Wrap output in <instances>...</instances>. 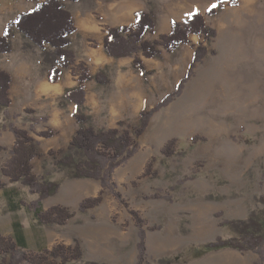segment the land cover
I'll use <instances>...</instances> for the list:
<instances>
[{
	"label": "rangeland",
	"instance_id": "rangeland-1",
	"mask_svg": "<svg viewBox=\"0 0 264 264\" xmlns=\"http://www.w3.org/2000/svg\"><path fill=\"white\" fill-rule=\"evenodd\" d=\"M99 1L105 4L110 0H64V4L76 17L77 7H91ZM175 1L150 0L147 6L158 15L163 5L171 7ZM222 8L219 3L216 14L205 16L217 32L207 44L209 52L194 64L191 76L172 99L153 112L145 132L138 138V148L114 169L111 188L105 190V209H111L113 222L125 231L131 245H136L133 264L138 262L140 229L145 232V255L138 264H204L205 244L218 235L233 234L228 225L220 224L222 221L243 219L254 207L263 206L259 199L264 197V25L258 30L249 24L244 26L246 17L242 12L229 25V12ZM258 36L262 40L255 41ZM193 37L194 43L190 40L172 52H163L159 58L137 53L146 66L151 67L156 61L155 69H162L150 78L155 88L147 78H141V86L151 87L149 96H155L147 100L143 109L152 108L174 92L192 61L193 44L203 39ZM96 46L95 38L84 41L78 34L70 45L76 56ZM12 48L10 69L22 65L21 69L46 72L53 63L51 47L42 49L18 31L12 38ZM15 55L25 59L15 61ZM132 59L133 56L126 57L121 64L117 60L103 70L110 77L115 69L134 70ZM77 62H82L89 73L98 70L89 69L86 62L76 57L75 65L62 69L68 78L73 76L72 80L82 70ZM95 83L92 79L87 85ZM24 100L14 99L9 109L13 123H26V117L32 114L17 111ZM79 111L83 113L84 108ZM125 122V126H131L138 120ZM38 123L43 124L42 117L36 119L34 126L40 127ZM171 139L173 150L170 147L172 152L164 153ZM60 156L46 153L36 162L34 172L59 182L74 178L72 168L57 164ZM9 158L6 153L2 161ZM3 180L6 187L0 190V219L7 216V195H11L26 206L13 210L15 214L10 216L14 215L13 219L21 225L32 227L29 221L37 195L21 182L12 183L6 176Z\"/></svg>",
	"mask_w": 264,
	"mask_h": 264
},
{
	"label": "crops",
	"instance_id": "crops-1",
	"mask_svg": "<svg viewBox=\"0 0 264 264\" xmlns=\"http://www.w3.org/2000/svg\"><path fill=\"white\" fill-rule=\"evenodd\" d=\"M38 1L41 0H0V35L3 34L5 26L10 21L14 20L19 13L33 9ZM212 3H221L222 9L227 8L229 25L235 21L236 14L241 15V12L246 17L244 26L249 24L258 30L264 25V0H233V2L231 0H223V2L222 0H176L171 7L167 4L163 5L158 15L154 12L155 30L152 33L147 32L145 38L154 40L150 39L149 35L159 37L160 34L168 33L172 20H182L187 13L197 8L200 12L205 13ZM143 10H148L145 0H110L105 4L99 1L91 7L88 5L77 7L76 17L74 12L70 11L76 28L70 35L71 41L77 34L84 41L91 38L97 40L95 48H89L84 55H75L77 59L86 62L89 69H98L97 71H99L107 65L114 64L117 60H121L118 62L121 64L126 57H131L117 58L105 52L103 47L105 29L133 24L136 13ZM96 15L99 17L98 19ZM248 20L249 23H247ZM193 36L195 34L189 35L192 43L195 42ZM261 38L258 36L255 41L262 40ZM196 45L193 44L191 59ZM13 52L12 48L8 53H0V68L8 71L12 76L9 89L11 103L0 118V146L6 148L1 152V157L6 153L11 156L10 150L16 140L11 125L28 130L38 141V147L43 157L50 149L58 150L67 147L78 128L74 113L82 107L84 108L83 113L90 116L91 124L96 128L115 127L121 120H138L140 111L145 107L147 100L155 99L154 95L149 96V90L152 91L151 87L141 86V78L142 80L147 78L152 84L150 78L162 70L155 69L156 61L151 67L146 66V62L143 61L147 70L154 71L152 74L141 73L142 75H140L139 70L136 69H127V72H124L126 69H115L114 76H108V83L101 84L95 80L94 86L88 87L87 82L92 80L90 79L85 83L84 103L82 107L78 108L74 102L61 103L63 92L76 86L77 79L72 80L73 76L71 75L68 78L64 71L60 72L56 81H50L48 78L49 69L46 72L42 69H21L22 65H18L16 69H10L9 59L11 60L10 56ZM23 59H25L23 56L15 55V61ZM96 72L90 74L94 75ZM96 84L99 85L96 86ZM152 85L155 88L154 83ZM93 89H98V92ZM16 98L25 99L21 110L17 111L32 113L26 117V123L12 122L13 114L9 112V109ZM45 113L47 116H44ZM40 117L45 125H40L41 122H39L40 127L34 126V122ZM46 129H52L54 134L50 137L37 134ZM45 139L47 140L44 141ZM42 141H44L43 150L40 148ZM42 157L32 160L34 169ZM100 189V180L94 178L74 177L63 180L60 182L58 190L43 198L39 204L43 210L57 204L72 207L76 211L73 217L62 225L37 224L34 213H32L29 221L32 227L28 228L13 219L14 215L10 216L11 213L15 214L12 212L13 210L5 209L7 216H4L5 219H0V234L19 240L25 250L33 252L49 249L58 242L73 244L75 240H78L83 251L82 260L105 264H133L137 256L136 245H131L125 231L111 219V209H105L104 206L105 197L96 207L84 212L78 210L79 204L84 198L97 195ZM9 197L12 196L7 195V198ZM6 217L11 219L7 221ZM202 258L204 264H264V245L262 259L258 253L252 250L240 251L235 248L204 249Z\"/></svg>",
	"mask_w": 264,
	"mask_h": 264
},
{
	"label": "trees",
	"instance_id": "trees-1",
	"mask_svg": "<svg viewBox=\"0 0 264 264\" xmlns=\"http://www.w3.org/2000/svg\"><path fill=\"white\" fill-rule=\"evenodd\" d=\"M78 1V0H71ZM150 5V0H146ZM37 5H42V20L48 21L46 27H39L35 19L33 9L19 13L14 20L10 21L0 35V53H8L12 50V38L15 31L20 32L36 46L44 49L46 46L52 48L53 63L48 70L50 81H56L63 68L76 64V56L71 49L70 35L75 31V24L72 13L65 7L64 0H41ZM35 6V7H36ZM210 7V6H209ZM218 8L213 11H199L195 21L189 19L188 15L182 20H172L170 31L160 34L157 39L145 38L147 32H154L156 21L155 14L151 9L136 13L135 21L130 25L113 26L105 29L103 47L105 52L113 57L133 56L132 67L141 71L144 75L153 73L147 70L138 52L146 58L161 57L163 52H172L180 45L190 42L189 35L195 34L203 37L194 48L193 58L185 76L177 83L174 92L165 95L155 106L149 109H142L138 122L134 125H126V122L118 121L117 126L111 128H96L91 124L89 115L77 111L74 113L78 128L68 143L66 149H50L48 154H60L56 159L60 166L72 168L73 177H87L98 179L101 182V189L97 195L84 198L78 207L81 212L98 206L103 198L105 190L111 188L112 173L121 163L130 158L138 148V138L145 132L149 119L153 112L161 106L166 105L179 91L183 83L191 76L194 64L201 61L209 52L207 44L212 42L216 36V29L207 23L205 16L214 15ZM32 14L31 17L29 14ZM19 21L20 23H16ZM175 22V23H173ZM81 72L77 75V85L66 89L62 94L61 103L74 102L82 107L85 100V83L94 79L98 83H108L109 78L105 70L101 69L91 75L82 62H77ZM51 77V78H50ZM12 82L11 74L0 68V118L10 103L9 89ZM11 130L16 136L14 146L10 150L11 156L2 161L1 152L5 147L0 146V189L6 187L3 176L9 181L21 182L23 185L37 195L34 216L37 224H59L66 223L76 213L75 210L64 205H53L48 209H42L38 203L45 197L54 194L60 185L59 181L47 179L44 175L34 172L32 160L42 157L38 147V141L28 130L11 125ZM43 137H50L54 134L52 129H46L37 133ZM174 139H171L163 149V152H172ZM169 149V151H167ZM115 195L119 196L117 192ZM13 197L8 198V209L10 211L24 207L20 200L15 201ZM262 207H254L243 219H227L221 225H228L233 234L228 237L218 235L213 241L205 244V249L235 248L240 251L252 250L259 254L262 259L264 245V197L259 199ZM132 214H134L131 211ZM17 228V227H16ZM140 240L138 243V262L143 260L145 255V232L139 230ZM18 239V238H17ZM82 248L75 240L73 244L58 242L49 249L39 252L25 250L19 240L0 234V264H105L95 261L82 260ZM258 263V262H257Z\"/></svg>",
	"mask_w": 264,
	"mask_h": 264
},
{
	"label": "snow or ice",
	"instance_id": "snow-or-ice-1",
	"mask_svg": "<svg viewBox=\"0 0 264 264\" xmlns=\"http://www.w3.org/2000/svg\"><path fill=\"white\" fill-rule=\"evenodd\" d=\"M222 2H223V0H222ZM218 7H219V4L212 3L211 6L208 7L206 10L209 11V12H211L214 9L218 8ZM42 8H43L42 5H37L36 7L33 8L32 12L36 14L35 19L37 21V25L39 27H46L49 22L41 19L42 15H43V13L41 11ZM31 15L32 14L30 13L29 16L31 17ZM187 15H188V17H189L190 20L195 21L196 17L199 16V9L198 8L197 9H194V10L190 11L189 13H187ZM16 23H20V22L17 21ZM173 23H175V22H173ZM4 35L5 36L9 35V33H8L7 30L4 31Z\"/></svg>",
	"mask_w": 264,
	"mask_h": 264
},
{
	"label": "bare ground",
	"instance_id": "bare-ground-1",
	"mask_svg": "<svg viewBox=\"0 0 264 264\" xmlns=\"http://www.w3.org/2000/svg\"><path fill=\"white\" fill-rule=\"evenodd\" d=\"M86 26V25H85ZM86 28V27H85Z\"/></svg>",
	"mask_w": 264,
	"mask_h": 264
}]
</instances>
